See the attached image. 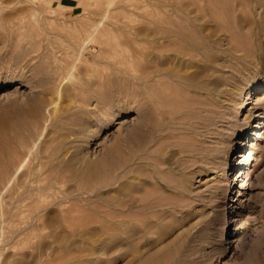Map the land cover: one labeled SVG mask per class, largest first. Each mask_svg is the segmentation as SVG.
Wrapping results in <instances>:
<instances>
[{
	"label": "rangeland",
	"instance_id": "1",
	"mask_svg": "<svg viewBox=\"0 0 264 264\" xmlns=\"http://www.w3.org/2000/svg\"><path fill=\"white\" fill-rule=\"evenodd\" d=\"M165 2L0 0V119L19 124L30 145L27 162L35 168L46 163L39 171L45 188L51 187L39 203L48 204L46 210L30 217L24 210L7 222L0 218V264H264V113L257 118L252 108L247 118L239 116L240 127L222 146L225 169L190 162L174 144L176 137H154L145 144L139 133L123 135L121 121L135 118L133 106L142 105L145 96L141 75L147 43L139 32L146 14ZM174 5L201 18L198 30L208 39L235 45L250 63L244 79L264 80V0H178L167 8ZM92 23H102L101 31L76 60L74 44ZM171 51L157 61L151 53V68L172 63ZM197 60L188 65L202 64ZM159 75L153 88L173 82L169 74ZM179 81L173 83L183 88ZM263 91L261 86L250 94ZM111 112L116 114L108 122ZM244 135L247 144L231 169L237 158L232 145ZM114 146L121 149L120 159L132 152L127 157L134 161L116 184L109 165ZM81 159L93 166L102 162L105 177L94 176V170L86 176ZM219 169L221 174L214 172ZM236 171L242 173L238 181ZM112 206L124 208L134 227L117 242L110 239ZM25 221L39 228L20 230L17 238L20 233L14 232ZM148 256L153 259L146 263Z\"/></svg>",
	"mask_w": 264,
	"mask_h": 264
},
{
	"label": "bare ground",
	"instance_id": "2",
	"mask_svg": "<svg viewBox=\"0 0 264 264\" xmlns=\"http://www.w3.org/2000/svg\"><path fill=\"white\" fill-rule=\"evenodd\" d=\"M168 1L169 2L162 4L163 7L149 11V13L146 14V21L139 32L141 33V36H143V41L147 43L146 49L144 52H142V57L146 63L143 66V73L141 75V82L145 96L144 101H142V105L137 106L136 104L132 103L133 105L137 106H133V108L136 110V119L134 117L132 119L131 117V119L133 121L135 120V122L130 123L131 119H123L121 121L120 125L122 128L126 127L125 130H122L125 131L123 135L126 134L128 137V135H137V133H139L138 136L141 135L139 137H142L145 144L153 140L154 137H158L159 139L166 137H176L178 140L175 141L174 144L180 147V153L186 159L188 158L190 162L192 160V162L200 161L204 164H212L214 170H216L218 166H220L221 169H225L223 166L225 164L224 156L226 152H224L222 146L226 143L227 138L234 134V132H236L240 127L238 121H240L241 118H239V116H244L247 118L249 113H252L250 112L252 108H256L254 116H257V118L261 116V113H264V91L255 97H252L250 94V91L255 89L258 90L261 86H264V80H250L248 78L244 79V75L250 68V63H248L244 58H241V55L237 53L238 49L235 47V45L225 41V43H222V40L220 39H208V37H206L208 34L205 36L203 33L204 31L202 32L200 29L198 30L199 23L203 21L201 18L199 19L196 14H192L191 11H186L185 7L182 8L174 5L170 8H167L168 6L173 5L174 1L177 2L178 0ZM101 25L102 23H92L88 26H85V29L81 31L80 35L78 36L79 40L74 44V55L76 60L83 59V54L87 44L90 41L95 40L97 32L101 31ZM151 47L152 49H149ZM169 47L171 49L167 50H172L171 52H173L172 63L166 64L168 65L167 67H165L166 65L164 64L165 66L162 65L152 69L149 65L151 53L153 54L154 52L153 55H155L154 58H156L157 61V59H160L161 56L164 57V54L166 55L167 50L165 48ZM196 59L200 61L202 60L204 63L201 61L202 64L197 66L188 65L189 63L193 62V60L196 61ZM176 65L180 66V68H177L178 66L176 67ZM161 73L169 74V78H171L173 82L177 79L180 80L179 82L182 81V84H184L183 88L178 87L176 83L173 82H167V88H153V82L156 84L160 83L159 74ZM153 98L156 99L155 104L152 102ZM139 102L140 100L138 103ZM123 107L124 106H122L120 109L123 110ZM115 114V112H111L109 114L110 117L108 122L113 120L112 117ZM0 117L2 116L0 115ZM5 118L6 117H4L2 120L0 119L2 121V126L0 127V218L7 222V219H13L14 217L18 219L17 216L22 214L24 210H27L31 213H29V217L33 213L34 215L38 214L41 211V207L45 205L48 206V204H45L44 202L43 206H39L41 197L43 195L42 192H44V189H49L51 187L49 186L45 188L47 183L44 184L41 178L43 171H39L40 167L43 166L41 168H44L46 163L41 166L38 165V167L40 166L39 168H37V166L35 168L33 165H30L27 162L28 157L31 154L30 145L27 148L28 145L22 136L23 133L19 128V124H13V126L8 125L10 122H8V120L6 121ZM6 122H8V124ZM129 126L130 131L126 130L129 129ZM27 127L28 126H26V128ZM183 136H185V138L181 139ZM250 139L248 145L250 144ZM246 144V135H244L242 140L233 143V150H235L234 154L237 156V158L235 162H231V169L238 164L237 161L241 157L239 150L242 149ZM138 146L139 145H137V147ZM23 147H26L27 149L25 148L26 150H24ZM143 147L144 146L142 145V148ZM119 149V146H114L112 151H109V154L111 153V160H109V162H111L109 165L113 171V175L110 176L112 177V183L115 184L120 180L119 178H121L124 170L127 171L130 169L128 165L131 163L133 165L134 162L133 159L131 162L130 157H127V154L133 156L132 152H127V154H125L127 158L123 156L124 159H120L118 157L120 154ZM138 149L140 150V148L135 150ZM22 150L23 152L20 153ZM131 151L134 153V150ZM222 156L223 158L221 161H216L217 158ZM40 158H42V155ZM86 159L77 161L78 163L82 162V164H85L83 171H85L86 176L88 173H91L94 170V176L97 175L98 178L105 177L106 171L103 169L104 167L102 162L99 161L93 166V164H91V162H87ZM63 160L65 159L63 158ZM70 161L74 162V160ZM185 161L188 162L187 160ZM40 162L42 163V161ZM41 163L38 162V164ZM57 167H61V164L60 166L57 164ZM66 167L69 169V165ZM72 167L70 168L74 169V166ZM221 169L214 172L221 174ZM78 171H80V169H78L77 172ZM71 172H73V170ZM108 172L110 173L109 170ZM237 172L238 171L235 172L236 181H238L240 175H242V173L238 175ZM77 176L79 175L77 174ZM53 179L54 178H52V180ZM54 184L55 183H53L51 186ZM227 185L230 186V182H228ZM236 185H238V182H236ZM47 194L50 195V193ZM44 195H46V193ZM44 209L46 210V208ZM117 209L118 208L116 206H112L109 208L110 212H108L110 215L108 220L109 228L111 230L110 239L114 242L119 241L120 235L129 237L134 231L133 224L129 222L125 209ZM62 210L60 209V211ZM39 216L42 217L44 215L42 214V216ZM26 217H28V215H26ZM16 219L11 220V222L15 221ZM29 222H31V218ZM29 222L25 221V223H27L26 226H22L23 229L20 228L19 231L13 229V231H17L14 233H20L18 235L16 234L17 238L21 235L23 230H32L33 227L35 228V226L36 228H39L35 222L34 226L30 227L31 223ZM4 224L2 225L5 226ZM20 230L22 231L20 232ZM26 231H24L22 234H26ZM11 237L13 238L12 235ZM12 240H15V238ZM12 240L10 242H12ZM152 259L153 256H148L147 259L143 261L148 263L152 262Z\"/></svg>",
	"mask_w": 264,
	"mask_h": 264
}]
</instances>
